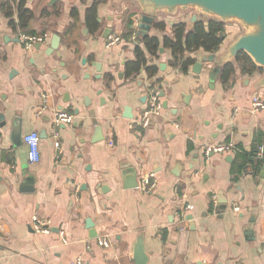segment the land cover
Instances as JSON below:
<instances>
[{
	"label": "crops",
	"instance_id": "crops-1",
	"mask_svg": "<svg viewBox=\"0 0 264 264\" xmlns=\"http://www.w3.org/2000/svg\"><path fill=\"white\" fill-rule=\"evenodd\" d=\"M23 10L34 15L25 30ZM141 13L135 0H0V264H137L140 240L148 264H264V160L255 157L264 109L252 104L264 97V68L222 61L235 37L225 22L217 59L197 73L211 53L190 50L177 61L165 45L195 14L157 12L141 36ZM23 33L44 39L27 47ZM111 35L121 42L108 47ZM155 87L162 112L144 129L136 124ZM58 110L72 119L57 124ZM33 131L41 158L30 164L24 136ZM212 142L235 148L208 153ZM145 175L151 192L128 187ZM28 176L32 191L21 188ZM34 216L51 233L37 232Z\"/></svg>",
	"mask_w": 264,
	"mask_h": 264
},
{
	"label": "water",
	"instance_id": "water-1",
	"mask_svg": "<svg viewBox=\"0 0 264 264\" xmlns=\"http://www.w3.org/2000/svg\"><path fill=\"white\" fill-rule=\"evenodd\" d=\"M55 1L52 0V3ZM113 1L121 2L122 0ZM137 2L142 9V13L138 18L139 35L141 36H145L150 30L157 12L175 13L179 8L186 9L192 7L197 9L198 13L216 16L224 22L231 20L239 21L249 31L239 35L232 41L223 55L222 61H230L233 58H237L240 54L246 53L256 65L264 68V0H137ZM197 21L198 16L193 15L189 24L190 27L193 28ZM59 38L58 35H55L51 49L59 46ZM215 59H217V55L215 54L203 55L200 61L195 63L194 71L200 73L204 62H213ZM217 61L219 64L223 63L220 60ZM161 68L163 69V65ZM218 72H220L219 67H215L211 71L210 75L212 79L216 77ZM260 84L264 86V77L260 81ZM164 107H167L166 103H164ZM127 117L132 118V115H127ZM4 118V115L0 113V121H4ZM33 181L34 176L26 177L21 188L32 191L34 189ZM127 184H129L128 187L139 186V182L136 179H132ZM221 208H225V206ZM189 218L191 219V217ZM90 223V220H88V224ZM89 227L93 230L92 223ZM92 234V237L97 236L95 231ZM135 260L137 264H148V255L144 251L141 240L135 251Z\"/></svg>",
	"mask_w": 264,
	"mask_h": 264
},
{
	"label": "built area",
	"instance_id": "built-area-1",
	"mask_svg": "<svg viewBox=\"0 0 264 264\" xmlns=\"http://www.w3.org/2000/svg\"><path fill=\"white\" fill-rule=\"evenodd\" d=\"M136 36L133 37L134 40H136ZM21 41L24 45L27 47H30L33 45V43L41 42L44 39V35L42 36H36V35H30L27 33H23L21 36ZM121 42L120 35H111L108 37L107 40V46L113 47ZM161 95V88L155 87L151 89L150 95H149V106L148 108L143 112L142 116L137 121V126L141 128H148L154 118L161 114L162 112V102L160 99ZM253 107L255 110L264 109V97L257 95L253 97ZM46 107L43 108V110ZM72 114L58 110L55 111V121L57 124L59 123H65L72 119ZM41 135L37 131H33L31 133H28L24 136V143L28 147L27 157L30 164H34L38 162L41 158V151H40V145H41ZM235 148L233 143H212L206 147V150L208 153H222V152H228ZM255 157L258 160L263 161L264 160V142L259 144L255 151ZM152 176H143L142 181L140 182L139 186L142 187V189L146 192H151L155 188V182H151ZM213 206L215 208L218 207V200L216 197L213 198ZM191 205L186 204L184 207V210L190 209ZM236 209H238L236 207ZM33 228L37 232H43V233H51V227L50 222L46 221L44 219H41L38 216H34L33 218ZM100 243L106 247L109 246V242L105 239H100ZM69 264H86L84 260L81 257H77L74 260H72Z\"/></svg>",
	"mask_w": 264,
	"mask_h": 264
},
{
	"label": "trees",
	"instance_id": "trees-1",
	"mask_svg": "<svg viewBox=\"0 0 264 264\" xmlns=\"http://www.w3.org/2000/svg\"><path fill=\"white\" fill-rule=\"evenodd\" d=\"M9 4L10 3H4L1 5V7L2 9H7V14L11 17L12 12H10L11 7ZM33 16L34 15L30 10L21 11L19 14L18 23L20 28H23L24 30L27 29V26ZM225 39L226 27L224 21L214 19H200L190 30L187 29V25L185 23H180L175 27L174 38H165V45L172 49L175 60L178 61L179 55L184 56V54L190 50L196 51L202 49L205 52L216 54ZM144 40L150 48H153V46L158 44L157 39L145 37ZM237 59L251 64L252 68L254 69L258 68L252 58L246 53L240 54ZM183 67L184 70L187 71V63H184ZM148 71L151 75H153L154 69L149 68ZM233 71V65L231 63H227L224 70V77L226 80Z\"/></svg>",
	"mask_w": 264,
	"mask_h": 264
},
{
	"label": "rangeland",
	"instance_id": "rangeland-1",
	"mask_svg": "<svg viewBox=\"0 0 264 264\" xmlns=\"http://www.w3.org/2000/svg\"><path fill=\"white\" fill-rule=\"evenodd\" d=\"M123 1V0H122ZM137 2V0H135ZM191 12V13H194L195 15L197 16H200L204 19H214V20H221L219 19L218 17L216 16H212V15H203L201 13H198L197 9L195 8H192V7H189V8H186V9H183V8H179L175 13H168V12H165V13H168V14H176L178 12ZM226 23H234V27L232 28V34L235 35L234 39L237 38L239 35L243 34V33H246L249 31L248 28L244 27L239 21L237 20H231V21H227ZM233 39V40H234Z\"/></svg>",
	"mask_w": 264,
	"mask_h": 264
}]
</instances>
